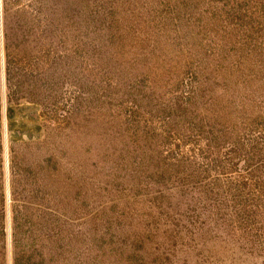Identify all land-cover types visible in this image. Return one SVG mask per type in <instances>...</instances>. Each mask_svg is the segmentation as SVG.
Masks as SVG:
<instances>
[{"label": "rangeland", "instance_id": "374dc122", "mask_svg": "<svg viewBox=\"0 0 264 264\" xmlns=\"http://www.w3.org/2000/svg\"><path fill=\"white\" fill-rule=\"evenodd\" d=\"M0 264H264V0H0Z\"/></svg>", "mask_w": 264, "mask_h": 264}]
</instances>
